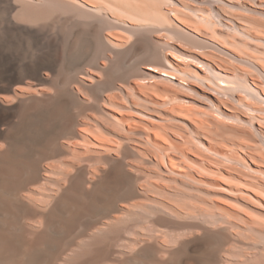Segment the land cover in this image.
<instances>
[{
  "label": "bare ground",
  "instance_id": "bare-ground-1",
  "mask_svg": "<svg viewBox=\"0 0 264 264\" xmlns=\"http://www.w3.org/2000/svg\"><path fill=\"white\" fill-rule=\"evenodd\" d=\"M87 3L93 5L89 0ZM97 10H94V15ZM65 12L69 13L68 10ZM82 12L83 10L80 13ZM119 13L122 15V12ZM74 14L76 15L75 12ZM74 17L69 15L64 20L58 18L31 31L32 29L19 25V22H16L18 20L14 21L8 14L1 15V29L27 34L31 42L41 50L50 48L58 39L59 41L62 39L55 29L58 22H70L77 28L68 37L65 35L66 40H63L64 38L61 40L62 52L54 53L47 60L39 57L29 61L22 60L27 49L16 41L8 40L16 50L19 49L18 52H6L0 46V264H264V221L250 217L240 218V214L244 212L234 205H232L234 208L231 207V203L227 202L216 204L212 202L218 211L217 215L213 211L217 218L211 216L213 220L208 221L203 218L205 209L202 208H206L205 206L199 205L201 208L193 204H176L175 196L168 194L167 188L164 190L156 185L158 181L153 180L155 184L144 179L146 182L142 183L144 172L141 173L139 163L135 161L133 164L128 161V157L133 156L142 164L152 166L162 165L166 159L171 172H175L177 169L175 166L178 165L174 164L177 159L169 155L173 151L168 154L165 150L163 154L168 155L166 157L163 155L165 159L162 161L159 159L161 155L157 154L158 158L155 154L157 152L153 153V150L146 148L145 140H142L147 137L150 140L147 141L154 148L163 149L158 140L163 133L158 131L160 127L157 125L161 126L163 123H158L159 120L154 119L153 114L149 112L145 114L138 109L139 99L158 104L154 96L142 92L140 81L145 77L151 82L158 81L156 82L158 84L159 81H163L161 85L168 86L164 82L178 85L185 83L183 81L185 78L193 76L190 68L178 61L167 60L159 52L161 50L157 49L156 44L140 36L142 35L140 30V35L134 32V39L131 37L130 40H133L128 42V35L125 38L124 34L127 32L126 29L132 31V26L128 25L130 29L123 28L124 22L121 20L122 26L109 25V28L107 26L106 31L101 33L100 27L97 26L99 24H95V21L102 23L101 14L93 16L94 20L92 19L87 27L85 25L82 31L79 28V20ZM82 17L84 14L80 16ZM101 23L100 25H103ZM124 26L128 27L126 24ZM131 33L126 34L131 36ZM80 34L85 35V39H81ZM93 39L99 41L101 57L105 62L103 66L97 68L106 78L104 81L100 79L101 82L96 80L98 82L95 81V84L88 86V83L84 82L88 75L80 64L89 56L92 45L95 46L96 42ZM97 50L94 51L98 53ZM140 52L143 61L140 60V55L139 59H134ZM145 57L149 63L142 67ZM214 65L223 73L229 72L222 64ZM121 74L134 77L132 88L135 97L129 92L122 94L117 92L122 88L115 86L114 81ZM244 77L249 79L248 84L255 87L261 85L257 82V77L251 76L250 73H245ZM25 79L32 82L36 89L52 86L55 92H30L18 85ZM69 82L79 90L89 91L90 99L87 97L88 93L81 92L89 99L88 102L69 90L67 87ZM102 101H107L111 106L124 111L120 110V113L116 111L117 115L106 113L102 119L100 110L103 109H99ZM95 114H99L102 123ZM113 121L119 129L116 127L115 130L110 129ZM192 121L195 120L192 118L190 122ZM92 127L100 131L94 132ZM162 127L164 128L165 124ZM166 130L170 131L168 127ZM172 130L171 133L177 132ZM175 134L172 136L175 137ZM163 138L162 141L169 144ZM175 142L173 144L179 147L180 145ZM176 151L174 149V153ZM117 152L121 154V158L112 156L119 154ZM179 153L183 154L180 149ZM64 155L70 157L58 161L61 167L49 160L51 156ZM86 162L94 163L88 166ZM96 162L102 163L103 168L98 167ZM180 162L182 161L178 162L179 165ZM180 166L181 170L183 168L186 170L185 166ZM166 172L163 175L169 174ZM179 172L177 173L180 174ZM28 181L39 182L40 185L29 187L25 192L26 197L34 202L39 201L37 203L41 202L42 205L28 204L25 202L27 200L23 201L21 198L20 191ZM157 187L162 189L160 195L162 199L166 197L167 201L155 197L159 194V190L156 191ZM197 190L199 192L200 189ZM162 191L167 193L163 195ZM154 192H157L155 196L152 195ZM196 196L198 200L199 196ZM218 201L221 202L220 199ZM235 209L241 212L237 217L239 220H236ZM229 217L235 218L234 221Z\"/></svg>",
  "mask_w": 264,
  "mask_h": 264
},
{
  "label": "rangeland",
  "instance_id": "rangeland-1",
  "mask_svg": "<svg viewBox=\"0 0 264 264\" xmlns=\"http://www.w3.org/2000/svg\"><path fill=\"white\" fill-rule=\"evenodd\" d=\"M74 2H77L78 4ZM87 2L88 0H73V2H71V0H0V25L2 24L1 15L8 14L14 21L18 20L16 22H19V25L23 27L26 26L27 29L35 31L37 30L36 28L47 22L58 18L64 20L65 17L70 15L72 17L75 16L76 18H74L79 20V28L82 31L85 29V25L87 27V24L94 20L95 16L101 14L102 23L100 21H95V24H103L100 26L96 24L100 27L101 33H104V30L106 31L107 26L109 28V25L110 27L116 26V24L119 26L123 25V28L125 27V29L129 28L131 25L134 29L131 28L132 31L126 29L127 32H125V34L123 33L126 35L125 38H127L128 35L129 40H126L131 42L135 36L134 32L140 35L139 32L141 31L142 35L140 36H142L144 40L156 44L157 49L161 50L159 52L164 55L167 60L174 62L178 61L182 65L184 64V66L190 68L191 74L193 75L189 78H185L183 80L185 83L182 82L178 85H169L170 83L168 84L167 82H164L169 87L164 84L161 85V82L163 83V81H159V85L156 83L158 81L151 82L149 78L146 79L145 77L143 79L146 81L143 79L140 81V87L143 89L142 92L154 96L157 99L158 104H152L139 99L138 103L140 105L138 106V109L144 111L143 113L145 114H148L146 112H149L151 115L153 114L152 116L154 119L157 121L159 120L158 123L161 122V124H165V127H168L170 130L167 132L166 128L162 127L163 124L161 126H159L160 124H157L158 127H160L158 131H160L161 134L163 133L161 138L164 136V141L169 143L167 144L163 142L161 138L158 139L160 140V147H163L162 150L159 149L161 152L148 142L150 140H148L147 137L142 139L143 141L145 140L144 145H146L145 147L151 151L153 150V153L157 152L155 153L156 155H161L160 158L159 155H157V157L162 159V161L170 151H173L171 152L172 154L170 153L169 155L177 159L174 165H178L175 166L177 169L173 167L175 169L174 173H176L174 174L171 172L170 167L167 166L166 159L162 165L152 164L151 166L149 164L150 166H146L148 164H142L137 161L138 159L136 160V157L129 156L128 161L133 164L135 161L138 162L139 169L142 168V171L140 170L141 173L144 172L145 174L144 176L142 173V183L146 182L145 180H148V182H153V180L156 182L158 181L157 184L155 182L153 183L162 187L164 190L167 188L166 191H168V194L175 196L174 200L176 201L174 202L178 205L184 203V205L193 204L196 206H205L206 208L199 207L205 209L203 213L204 216H202L208 221L213 220L211 216L215 217L213 211L217 215L218 211L215 209V204L217 202L231 203V207H237L240 211H243L244 213L246 212V215L248 213L246 216L244 213L235 209L237 210L235 215L236 220H239L237 217L241 215L240 218L243 219L250 217V219L254 218V220L259 219V221H264V204L263 207H261V204L264 203V198H261L264 197V121H262L264 120V0H89L93 5H90V3ZM67 4L69 6H67ZM96 9L98 10L96 11V15H94V10ZM176 9H178V11ZM66 10H68V14L65 12ZM78 10H80V12L83 10L82 14L78 12ZM118 11L122 12V15ZM20 12H22V14ZM83 14L84 17L80 18ZM103 15L107 17H103ZM110 15H112V17ZM134 17L136 19L133 20ZM111 20H116V22H112ZM120 20L124 23L122 24ZM134 21H136V23ZM124 24L129 26L126 27ZM210 26L211 28H209ZM75 28L77 27L70 22H58L55 27L56 31L61 35V38H64L63 40H66V36L68 37L72 31L74 32V30H76ZM128 32L133 33H131L130 36V34H126ZM81 34H83V32H81ZM81 37V39H85V35H81ZM131 37H133V39L130 40ZM62 39H60V41L58 39V41H56L53 46H50V48H44L41 50L31 42V38L27 34H17L16 32L0 28L1 48L6 52H18L19 49L16 50V48L8 42V40L13 42L16 41L27 49L24 53L25 57H22V60L24 61H29L32 58L37 57L47 60L50 59L54 53L60 54L63 48ZM217 39L218 41H216ZM93 41L96 42L94 43L95 46L92 45L89 56L80 64L81 68L88 75V80L84 79V82L88 83V86H90V84H95L100 81V79L101 81H104L106 78L103 73L102 75L99 73V69L97 68L105 64L101 57L100 47L98 46L99 41L97 39H93ZM224 42H226L227 45H225L226 43ZM94 50H97L98 53ZM140 54L141 52L134 56L137 58H133H140V60H142V55ZM139 55L140 57L138 58ZM143 59L144 62L141 64L142 67L149 63L146 57ZM218 63L225 66L229 72L223 73L218 70L214 65ZM145 71L148 72V70ZM151 73L156 74L153 72ZM245 73H250L251 76L255 78L257 77V82L261 84L258 86L259 88L248 84L249 79L244 77ZM55 75L57 74L55 73ZM55 75H53V77H55ZM89 76L91 80L89 79ZM121 76L124 77L121 78ZM117 77L118 78L114 81V85L119 86L122 90L116 91L121 94L129 92L135 97L133 94L135 91L132 88L134 85V77L130 75L126 76V74H121ZM25 80L18 83V85L28 89L30 92H55L52 86H42L43 88L36 89L32 82L27 81V79ZM67 87L70 88V91L75 92L79 98L85 99L86 102L90 99L88 90H79L71 82L68 83ZM114 91L115 90H111V92ZM81 92L88 93L87 97L89 96V99ZM133 96L131 97L133 98ZM105 102L107 101H102L99 105V109L102 108L104 110V112H102L103 110H100L102 119H104L103 116L106 115V113L117 115L118 113L116 111H119V113L120 110L122 112L124 111ZM103 103H105L104 106ZM95 116L97 119L99 118V114H95ZM192 118L195 121L190 122ZM198 120H200L201 123L197 122ZM108 124L111 125L109 122ZM115 124L116 123L114 122L111 125L112 128H110L109 125L107 126L113 130H115V127L116 129H119L118 125ZM193 124H195V126H202H200V130H198L197 128L199 126L195 127ZM201 128L203 129L201 130ZM92 129L94 132H97V130L100 131L98 128L92 127ZM172 129L177 131L175 132L177 135L171 133ZM173 134H175V137L172 136ZM174 142L184 148H179L180 146L176 147L173 144ZM174 149L178 152L176 151L174 153ZM179 149L183 154L179 153ZM165 150L168 153L166 155L163 154V152L165 153ZM119 154H112V156L114 155L113 157L121 158L122 156L121 154L118 156ZM175 154H177V156ZM163 155L165 156L164 158ZM69 157V155L57 157L51 156L49 160L55 162L58 167H61V165L58 164V161L68 159ZM157 157L156 159H158ZM179 161H182V163L180 162V165L185 166L186 170H183L184 168L182 169L185 173L181 170V166L178 163ZM93 163L94 162H86L85 164L92 166ZM95 164L98 165V167L103 168V166H101L102 163L100 164L96 162ZM105 166V168H107V165ZM146 167H148V169ZM154 169H156V171H154ZM22 172L23 171H20V173ZM165 172L170 175H163ZM181 172L183 175H181ZM202 175L203 177H201ZM230 177H232V179ZM159 179H163L164 182L163 180L159 181ZM181 184L183 186H181ZM37 185H40L39 182H25V187L20 191V196L23 201L27 200L25 202L28 204L42 205L41 202L37 203L39 201L34 202L29 200L25 195V192L29 187ZM159 187L156 189V191L159 190L158 195L155 194L157 192L151 194H155L156 196H154L159 200H164L166 197L162 199L160 195L162 194V189ZM196 188L200 189L199 192ZM165 192H163V195ZM257 192H259V194ZM174 193H176V195ZM193 194L194 196H192ZM196 195H198L201 200H196ZM169 198L172 200L170 195ZM217 198L218 200L220 199L221 202H219ZM166 199L165 201H167ZM204 199H206V201ZM171 202L175 204L173 201ZM207 203L214 206H209ZM206 212L210 213L207 214ZM206 215L207 217H205ZM216 218L217 217H215V219ZM219 219L222 220L221 217Z\"/></svg>",
  "mask_w": 264,
  "mask_h": 264
}]
</instances>
